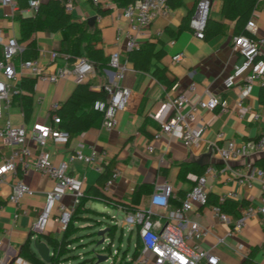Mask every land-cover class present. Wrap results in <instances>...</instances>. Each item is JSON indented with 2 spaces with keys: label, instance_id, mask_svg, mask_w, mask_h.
<instances>
[{
  "label": "crops",
  "instance_id": "1",
  "mask_svg": "<svg viewBox=\"0 0 264 264\" xmlns=\"http://www.w3.org/2000/svg\"><path fill=\"white\" fill-rule=\"evenodd\" d=\"M39 1L40 6L46 9V14H50L54 11V3L58 0ZM103 2L110 3L108 8L99 6L111 10L107 15L101 16L96 6L80 0L76 1L74 11L70 15L75 22L87 25L89 34L98 31L92 42L96 49L103 51L105 57L110 58L115 51L121 52L123 59L127 61V69L119 85L131 90V98L124 110L119 112L115 128L111 130L104 128L102 117H99L88 129L72 137L68 144L50 142L48 150L52 161L59 163L67 159L75 152L79 142L95 146L101 153L100 163L104 166L111 165L110 176L115 169L120 172L111 187L106 189L104 186L102 190L120 202L131 203L134 191L138 189L140 194L136 204L139 209L149 207L150 197L157 186H171L175 195L181 193L184 197L185 193L194 186V179L202 176L209 165H213L216 167L217 177L208 180L207 190L210 197L208 204L204 207L197 206L198 210L189 212L188 218L213 230V234L208 235L203 241V246L218 258L219 264H243L251 254L254 264H264V223L261 219L254 217L248 220L242 232L229 235L231 226L221 223L211 211V206L218 202L220 195L230 191L240 194V202L231 201L237 205L258 204L262 195L258 181L254 180L250 187L241 186L231 170L244 173L245 162L256 164L257 161L264 159V153L253 154L250 149L264 131V103L260 101L264 78L253 84L244 103L249 110L244 117H240L236 110V102L243 92V84L227 89L224 80L236 66L242 63L243 58L233 46L235 23L226 20L223 16L221 0H210L208 12V20L216 24H213L212 28L219 29L220 32L205 36L204 39L197 38L190 26L198 0H172L169 16L157 18L148 32L140 37L141 46L152 43L156 52L163 51L161 60H154L151 71L148 72L135 69L127 60L126 33L130 31V26L122 15V8L125 5H118L112 0H103ZM35 14L36 12L29 8L28 0H19V11L16 12L0 6V38L5 42L12 38L17 39L22 50L25 44L20 40L21 26L17 17H32ZM92 17H96V21L91 27L87 21ZM251 19L255 21L256 27L250 35L264 38V0L257 1ZM184 22L189 23L188 29H182ZM34 39L39 50L37 59L47 72L54 71L68 61L63 57L55 61L51 58L52 52L60 51L62 48L61 32L38 31ZM177 54H183L179 62L173 61V57ZM2 56L3 46L0 43V59ZM262 58L264 59V54ZM21 63L19 53L14 59L17 80L11 83L10 93L12 87L19 83L23 76H33L29 71L21 69ZM156 66L165 68L167 77L176 81L173 89L166 90L165 86L153 76L152 70ZM110 71L108 64L102 67L96 66L94 76L82 84L90 92H103V86L112 78ZM0 80L5 81L2 70H0ZM192 83L196 84V91L189 94L191 102L205 99L211 94L218 97L229 108L228 111L221 112L220 109H216L199 112L196 119L204 120L207 130L201 140L190 146H186L176 136L163 135L160 139L154 140V135L160 130V123L154 119V116L164 113V105L173 101L178 95L187 93ZM78 85L73 77L62 79L56 84L37 80L33 112L28 121L25 120L19 100L10 104L9 93L8 100L1 103L0 128L10 122L13 127L24 126L31 133L36 124L53 125L54 106L65 103ZM220 135L222 137H219ZM229 140L248 145L250 154L241 162L231 163L228 168L212 152V144L223 146ZM151 143L154 146L153 151L148 149ZM27 146L33 156L38 153L39 146L32 137L28 138ZM18 149H20L19 145L7 142L3 136H0V165L9 160L12 153ZM183 164L189 165L185 179L179 178ZM70 171L71 174L82 178L85 191L96 186L101 175L80 162L74 163ZM18 179H23L34 194L25 196L19 204H15L9 198L13 193V184ZM52 186L53 182L39 171L31 169L23 174L20 167L0 184V204L4 205L0 212V264H34L22 253L25 244H28L29 250L39 258L31 243L36 236L34 224L44 207L47 192ZM63 203L73 208V196L66 195ZM173 206L174 200L171 203V207ZM86 207L94 212L76 217L74 226L79 230L86 226L89 228L92 221H101L102 228L98 226V229H104L108 225L103 220L110 216L112 210H117L107 203L94 200H90ZM225 212L232 219H236L239 213L238 208L237 214H233L232 209H226ZM64 232L65 229L54 216L47 230L39 236L44 242H46L44 236L49 234L61 240ZM75 234L77 237L79 232ZM219 238H223L224 241L220 242ZM69 256L70 259L60 264H78L81 261L74 253Z\"/></svg>",
  "mask_w": 264,
  "mask_h": 264
},
{
  "label": "built area",
  "instance_id": "2",
  "mask_svg": "<svg viewBox=\"0 0 264 264\" xmlns=\"http://www.w3.org/2000/svg\"><path fill=\"white\" fill-rule=\"evenodd\" d=\"M59 1L63 4L66 13H73L77 0ZM80 1L94 6L110 7V3L103 2V0ZM171 1L133 0L132 3L122 8V15L130 26V31L126 33V50L128 53L141 46L140 37L148 32L157 18L169 16ZM0 6L8 7L16 12L19 11V0H0ZM28 6L37 12L40 1L28 0ZM209 8L210 0H198L195 14L190 22L191 28L199 39L205 38L204 29L208 20ZM255 27V21L249 20L246 26L247 31L250 33ZM0 43L3 46L0 70L5 76V81L0 80L1 109L2 101L9 98L11 83L17 80L14 59L21 52V47L15 38L9 39L7 42L0 38ZM233 46L243 61L225 78L224 85L230 89L240 83L243 84V92L236 102V110L240 117H244L249 110L244 103L253 84L264 78V59L262 58L264 38L238 35L233 39ZM61 57L67 59V55L59 51H54L51 54L53 61ZM182 57L183 54H177L173 57V61L179 62ZM126 63L127 61L123 59L121 52L115 51L110 55L108 67L111 69L112 78L102 88L105 98L95 101L93 105L94 110L102 115L103 127L108 130L117 126L118 114L124 110L131 98V90L119 85V81L123 79L127 69ZM21 69L29 71L37 77V80L51 84H56L68 77H73L78 83H83L94 76L96 66L86 57H77L73 61L68 60L50 73L38 59L22 62ZM195 91L196 84L192 83L187 93L178 95L173 101L164 105V113L160 116H154V119L160 123V130L154 135V140L160 139L163 135L176 136L186 146H190L201 140L207 130V124L204 120L197 121L196 119L199 112L216 109H220L221 112L228 111L229 108L218 97L211 94H208L205 99L191 102L189 94H193ZM58 107L59 105H55L54 109ZM60 122L58 116H53V125L36 124L31 133L24 126L13 127L10 122L0 128V136H3L7 142L20 146V149L12 153L9 160L0 165V184L4 183L9 175L14 174L19 167L23 174L34 169L53 182L52 188L47 192L44 207L34 224L36 235L47 230L49 222L54 216L63 229H66L71 220L85 191L82 178L71 174L70 169L74 163L85 164L98 174L105 171V166L99 161L101 153L95 146L87 145L84 142H79L75 152L67 159L59 163L52 161L51 153L48 150L49 143L68 144L71 139L67 130L58 127ZM29 137H32L39 146V151L35 156L27 146ZM148 149L149 151L154 150L152 143ZM250 149L253 154L264 153V131ZM250 149L248 145L237 143L234 140L226 141L223 146L212 144V152L228 168L231 163L241 162L247 157L250 154ZM244 169V173L239 170L231 171L241 186L250 187L254 180L258 181L262 194L259 203L256 205L239 203V213L236 219H232L223 210V206L229 201L240 202L241 196L238 192L230 191L220 195L218 202L211 206L213 216L221 223L231 226L229 235L242 232L247 226L248 220L254 217H259L264 223V166L259 167L253 162H245ZM119 175V170L115 169L105 184L106 189L111 187ZM216 177V167L209 165L202 176L194 179V186L180 199V203L173 207H171V195L175 194L173 188L168 185L156 187L150 197L147 209L129 212L125 211L122 206H118L117 210L124 211L125 223L130 226V234L136 229V240L141 244L138 258L134 264H219L218 258L203 246V241L208 235L213 234V230L209 226H204L188 218L189 212L198 210L197 206L204 207L208 204V180ZM33 194L34 191L25 181L18 179L13 184V193L9 200L19 204L25 196H32ZM68 194L73 196V208H69L63 203V198ZM3 208L4 205L0 204V212ZM110 225L116 226V224H109L107 227ZM112 240L109 236L105 239L108 244L103 249H109L107 253L102 254L107 256L106 262L118 264L124 253L120 256L121 252L118 249H111ZM219 241L223 242L224 239L219 238ZM51 254L53 255V253ZM127 260L130 261L131 256Z\"/></svg>",
  "mask_w": 264,
  "mask_h": 264
},
{
  "label": "trees",
  "instance_id": "3",
  "mask_svg": "<svg viewBox=\"0 0 264 264\" xmlns=\"http://www.w3.org/2000/svg\"><path fill=\"white\" fill-rule=\"evenodd\" d=\"M118 5H128L133 0H112ZM258 0H221L222 2V14L226 20L234 22V35H248L250 33L246 29V24L250 20ZM97 11L101 16L107 15L111 12L110 9H102L96 6ZM54 11L50 14H46V9L39 6L36 14L32 17L19 16L17 19L21 26V42L25 44V47L21 50L20 56L22 62L28 60H34L38 58L39 50L37 47L36 40L34 39L35 34L38 31L47 30L51 32H61L62 48L60 53L67 55V60L73 61L75 58L86 55L95 66H104L108 64L109 58L105 57L102 50L95 48L92 40L95 35L98 34L96 30L94 33L89 34V28L83 23H77L73 20V17L65 12L63 4L58 0L54 3ZM212 21L207 20L204 29L206 37L211 36L215 33L220 32L219 29H213ZM219 26L222 24L217 23ZM216 25V24H215ZM189 23L184 22L182 29H188ZM84 54H83V53ZM163 51H155V46L152 43H147L140 46L138 49L132 50L127 55V60L132 63L135 69L148 72L151 71V65L154 60H161ZM153 76L163 85L166 90H171L176 84V81L170 80L166 75V69L156 66L152 70ZM37 77L23 76L19 83H16L12 87L11 101L13 104L19 100L22 107L25 120L28 121L33 112V101L35 84ZM104 98V92H90L85 89L82 83H79L71 97L62 105H59L57 109H53V116L60 118L58 127L67 130L70 133V137H74L77 133L85 131L91 124L102 115L94 110L93 105L95 101ZM260 101L264 103V88L260 94ZM257 166H264V159L256 162ZM110 166H105V171L100 175L98 184L93 186L87 191H84L83 196L80 198L79 204L75 208V212L69 221L63 237L61 240L54 238L51 234L44 236L46 243L51 249L52 260L50 264H60L62 261H66L70 258L71 250L68 248L73 244V239L77 240L75 233L79 232V228L74 226V222L78 215L93 213L94 211L87 208L86 204L90 200L101 201L107 203L112 208L117 209L118 206H122L125 211L135 212L139 210L136 202L139 198L140 191L136 189L133 194V201L131 203L120 202L110 196H108L102 189L105 186L107 179L110 176ZM185 168V169H184ZM187 169L189 165L183 164L181 166V172L179 178L185 179L187 177ZM182 194L171 195V203L174 200V206L180 203ZM210 197L208 196L207 201ZM238 205L234 202H227L223 206V210L232 209L233 214H237ZM101 225V224H100ZM99 226V225H98ZM116 226L110 225V231L108 236L112 239L114 237V231ZM131 235V234H130ZM130 239V238H129ZM75 242V241H74ZM109 248H106L108 250ZM141 244L136 240L134 252L131 255V260L126 259L127 253L124 252L122 258L118 264H134V261L138 258ZM102 252H105L102 251ZM22 253L26 255L34 264H46L41 259L37 258L34 253L29 250L28 244H25L22 249ZM253 255H249L243 264H254L252 260ZM96 258L92 257L79 261L78 264H95Z\"/></svg>",
  "mask_w": 264,
  "mask_h": 264
},
{
  "label": "rangeland",
  "instance_id": "4",
  "mask_svg": "<svg viewBox=\"0 0 264 264\" xmlns=\"http://www.w3.org/2000/svg\"><path fill=\"white\" fill-rule=\"evenodd\" d=\"M103 221L107 225L116 224L114 237L112 238L113 240L111 249H118L121 252L120 256L122 253L126 252V259L130 258L135 249L136 229H134L130 235V226L125 223V214L118 210H112L110 216L106 217ZM101 223V221H92L88 226L89 228L86 226L83 227L82 230H79V234H77V240L73 239V245L68 247L71 250L70 254L74 253V255L78 257V260L80 258L82 261L84 259L94 257V253H107L108 250L103 249V247L108 244V242L105 241V239L108 238V234L104 236V242L101 245H98V242L102 239V237L99 236L97 232L99 230L98 225L99 228H102L100 225ZM104 250L105 252H102ZM67 258L69 257H66V259ZM104 264L110 263L105 262Z\"/></svg>",
  "mask_w": 264,
  "mask_h": 264
},
{
  "label": "water",
  "instance_id": "5",
  "mask_svg": "<svg viewBox=\"0 0 264 264\" xmlns=\"http://www.w3.org/2000/svg\"><path fill=\"white\" fill-rule=\"evenodd\" d=\"M208 19V18H207ZM96 21V17L90 18L87 22L89 26H94ZM110 227H106L98 231V235L102 237V239L98 242V245H101L104 242V236L109 233ZM35 251L38 254V257L46 264H50L52 260L51 249L48 244L41 240L39 235H36L31 241ZM94 257L96 258L95 264H104L107 260V256L101 253H94Z\"/></svg>",
  "mask_w": 264,
  "mask_h": 264
}]
</instances>
